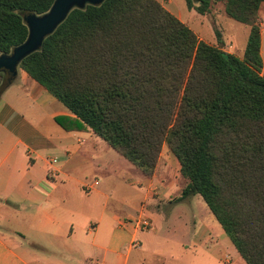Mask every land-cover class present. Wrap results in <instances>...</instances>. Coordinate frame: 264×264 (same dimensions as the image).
Masks as SVG:
<instances>
[{
	"label": "trees",
	"instance_id": "trees-1",
	"mask_svg": "<svg viewBox=\"0 0 264 264\" xmlns=\"http://www.w3.org/2000/svg\"><path fill=\"white\" fill-rule=\"evenodd\" d=\"M56 0H0V54L29 37L23 16ZM250 27L243 58L200 40L158 0L74 9L19 68L65 105L66 131H93L152 178L164 146L246 264H264V0H186ZM218 37H220L217 32ZM13 81L0 73V91Z\"/></svg>",
	"mask_w": 264,
	"mask_h": 264
},
{
	"label": "crops",
	"instance_id": "crops-1",
	"mask_svg": "<svg viewBox=\"0 0 264 264\" xmlns=\"http://www.w3.org/2000/svg\"><path fill=\"white\" fill-rule=\"evenodd\" d=\"M65 117L74 115L21 68L1 93L0 210L14 209L16 227L0 233V264H225L226 250L244 264L219 223L172 193L169 163L180 164L167 146L148 178L93 131L64 130ZM139 218L152 228L137 230Z\"/></svg>",
	"mask_w": 264,
	"mask_h": 264
},
{
	"label": "rangeland",
	"instance_id": "rangeland-1",
	"mask_svg": "<svg viewBox=\"0 0 264 264\" xmlns=\"http://www.w3.org/2000/svg\"><path fill=\"white\" fill-rule=\"evenodd\" d=\"M169 12H171L173 15H175L177 18H179L182 22L187 24L190 28L193 29V31L198 35L199 38H204L208 43L218 45L219 39L222 41H225L229 36H234V41L236 43L235 51L233 52L235 55L239 56L240 58H243L246 47H247V39L248 34L250 31V28L246 25H243L239 22H236L230 18H228L224 11V5L222 3L216 4L210 15H201L195 10H189L186 4V0H158ZM219 33L220 37H218ZM227 49V46L224 47V50ZM1 56V55H0ZM0 91V96H1ZM116 157H120L119 159H122V161H125L126 163H129L127 160H125L123 157L119 156L116 152ZM171 170L169 173L170 179L172 181L174 180V184L171 187L172 193H175L176 190H179V188H183L187 184V180L181 176V173L175 163H169ZM136 169V168H134ZM163 172V170H161ZM159 173L160 177L162 176V173ZM132 192L136 194H140L142 191L139 190L138 186L135 188H132ZM190 201L193 204V207L195 209V214L202 220H204L206 223L210 224L211 221H215L217 225L218 222L216 221L215 217L209 210L207 204L203 200V198L199 195L190 197ZM142 199H140V202ZM173 202L175 203V198L173 199ZM14 214V209H12L10 206L3 208L0 210V233L5 234L6 231H9L10 229H13L16 227V224L12 220V215ZM220 227V226H219ZM210 236V235H209ZM214 241V237H211ZM211 241V243H213ZM230 242V240H228ZM228 242V243H229ZM232 244V242H230ZM233 245V244H232ZM38 254L40 258L43 255L41 251H38ZM49 257V256H48ZM221 260L225 264H236L231 254L226 250V252L223 253ZM52 261H54L52 259ZM244 264L245 261L242 260ZM69 264H73L72 262H68ZM193 264H201L200 260L195 259L193 261Z\"/></svg>",
	"mask_w": 264,
	"mask_h": 264
},
{
	"label": "water",
	"instance_id": "water-1",
	"mask_svg": "<svg viewBox=\"0 0 264 264\" xmlns=\"http://www.w3.org/2000/svg\"><path fill=\"white\" fill-rule=\"evenodd\" d=\"M106 0H56L50 11L42 16L27 13L23 16L29 28L28 40L16 47L10 55L0 56V73L11 81L16 80L21 62L40 51L46 38L51 36L74 9L101 6Z\"/></svg>",
	"mask_w": 264,
	"mask_h": 264
},
{
	"label": "built area",
	"instance_id": "built-area-1",
	"mask_svg": "<svg viewBox=\"0 0 264 264\" xmlns=\"http://www.w3.org/2000/svg\"><path fill=\"white\" fill-rule=\"evenodd\" d=\"M261 30H264V26L261 24ZM228 53H233L235 51V45L230 43L227 45V49H225ZM91 188V187H90ZM135 228L141 232L149 231L152 228V223L149 219L146 218H139L132 222Z\"/></svg>",
	"mask_w": 264,
	"mask_h": 264
}]
</instances>
